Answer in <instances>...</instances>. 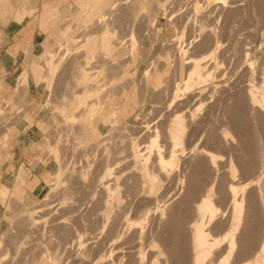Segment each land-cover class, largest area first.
<instances>
[{
    "label": "bare ground",
    "instance_id": "obj_1",
    "mask_svg": "<svg viewBox=\"0 0 264 264\" xmlns=\"http://www.w3.org/2000/svg\"><path fill=\"white\" fill-rule=\"evenodd\" d=\"M200 1H203L204 4H201L202 2L198 1L195 6V11H200L202 13V9L203 7H205L204 6L205 3L206 6L212 4L213 5L220 4V3H221L220 5L222 4L226 5L228 0L227 1L200 0ZM241 1H245V0L232 1V6L235 7V9L231 7L229 14L230 15L229 18L231 19L232 23H234V25L235 23L236 24L239 23V19H240L239 16L240 13L243 11L250 12L251 14H253L255 18L256 16L260 15V20H259L260 22L257 21V25L259 23L258 25L259 27H255L253 29L250 27L252 30L249 27L247 28L251 30V31L249 30L251 32L249 35L250 36L253 35V37L255 38H253V40L251 41L250 40L248 41L249 47H244V50H242L243 52L240 49L239 52H242L241 57H235L237 51L235 52L234 57L236 58V60L233 61L235 62L233 64L234 67H236V70L238 69V71L240 70V72L242 70V73L241 75H239L240 78L236 82H234V84L232 83L233 85H230L232 86L231 89L227 90L226 93L224 92L226 98L225 100L227 101V105L225 104L224 105L227 108L228 110L227 112L229 114V116L227 115L229 117L228 118L229 120L227 119L228 121L226 122L227 123L230 122L228 124L229 125L231 124L232 126L231 129L233 133V138L236 139L237 141L236 142L234 140L235 142L232 143V145H229L228 147L226 146L227 145L226 144L225 145L226 147H224L226 148V152L222 151L224 149L221 150L222 148L221 146L225 144L226 136L228 133L227 128H229L230 126L225 128L227 126V123L225 122L224 128H221L223 124H221L220 127L217 128L214 127L217 125L213 124L214 125L213 126L212 124H210L212 122L211 121L209 122L206 119V117L197 118L194 116L195 112L192 113L188 112L189 105L191 106L193 105L192 104L193 98L199 100V105L196 106V110L198 109L200 110V107H202L203 104H205V101L208 98L207 96L209 94L207 93H210V91H212L210 90L209 92H207L210 89V87L213 88L212 94H214V92H216L215 90H217V88H219L221 85V79L219 74L217 75V70L222 71L224 73L225 69L224 71L220 70V67H222L223 65L222 60H224V58L226 57H223V59L219 60L220 56L224 55L223 53L221 55L219 54V49H221L220 47L222 43L220 37L223 36V34H221V36L219 37L218 34L219 28L217 30L216 28H213V26L211 27L212 24L209 23L207 24L206 22H203L202 19L204 18L202 19L200 18L201 20L199 21L197 19L198 22L201 21V23H199L200 32L199 30L198 31L196 30L195 32H199L200 35H203V32L206 33V35L205 34L203 35L204 39L205 37L206 39H209L210 35L212 34L214 35L212 36L214 37V43L211 46H209L210 44L208 45V40L203 41V39L202 40L200 39L201 41L204 42V46L206 47V49L210 47L207 49L206 52H204L205 50H203V53L201 52L202 50L201 48L203 47L202 46L203 43H202L201 45L202 47L200 45L198 47V48L201 47L199 55H196V53L198 52L197 49H195L197 50L195 54L192 53V50H194L192 48L194 47L190 48L191 46L190 44H192L194 41L196 42L197 39L196 40L190 39L191 41L188 40L189 43L186 44L185 43L186 41L184 42L183 40L185 34V27H183V29L179 30L178 32L179 35L176 33L178 35L177 37H179L178 49H176L178 50V52L175 51V54L176 53L179 54V58L176 57L178 60L174 58L173 56L174 54L171 55L172 53L171 54L168 53L170 52V50L167 52H163L165 54H162V51H160L161 53L160 54L158 53L157 59L149 61L142 68L141 71L140 68L142 67V62L144 58L142 51L139 57L137 55V44L139 41H141L139 40L140 38L137 39V36H135V34L137 33L132 35L133 44L132 45L130 44L131 47H130L129 59L126 61H121V63H119L120 62L119 61L118 62L119 65L116 62L117 64L116 63L115 64L118 66H116L115 64L113 66L112 65L110 66V64H108L109 60L107 59L110 58V61L113 60L117 61V56L123 55V52L120 50V46L118 45L119 43H117L116 41H114L113 43L110 42L109 41L110 39L107 37V35L106 37L103 36L101 43H100V35L96 39H95V35H93L86 40L85 43L90 41V39H92L93 37L95 39L89 42L91 44H89L87 46L88 48H85L84 50L88 51V49H91L90 51L97 50V52H99V50L103 48L101 52L107 60V61L102 60L100 62L101 65L99 64L100 66L99 68H101L104 75V82L101 89L103 90L107 89L106 87L107 82H112V81L113 83H117L116 86H118V83H122L124 85L123 87L121 86V88L117 87L119 89V92L121 89V98L118 100L116 108L112 109L109 113L100 114L101 111L103 110V108L102 110H100L101 107H103L102 106L103 102L101 101L102 99L99 100L96 99L95 102H89L86 105L85 110H83L86 112L84 115H82L83 120H81L82 123L80 122V124H82V130L83 133H85L84 136H87L89 138L90 137L95 138V140L99 141L98 142L93 140V142H91V140L89 139V141L92 144L96 142L99 145H101L100 142H102V140L104 141L102 143L103 145H101L102 147L104 146L103 148H100L101 146L100 147L98 146L101 149V151L104 149L103 151L104 153L103 152L98 153V154L103 153L104 158L102 157L100 158L97 156L98 159L100 158L99 159L100 161L101 159H103L101 161L102 164L101 163L99 164L100 161L97 158H96L97 161L93 160L95 156H93L94 158H92L91 156L92 162L93 161L98 162L99 165H102L99 167L98 170L94 168L96 171H98L97 172L98 174H96V172L95 173L93 172L94 176L93 174H91V179H90L89 176L90 173L88 171H84V170L81 172L80 170L78 171L80 172L78 174L79 179L80 178L81 180L82 179L84 180L85 178L87 179V182L83 181V184H86L88 190L87 191L85 190L86 188L83 184L82 185L84 188L82 189H84L86 192L88 191L90 192V193L88 192L90 197H88L89 196L88 193L86 195V197H88V200L86 198L85 199L82 198L85 203L89 204L88 205L89 211L87 212L88 214L86 213V216L87 215L88 216L86 217L87 219L84 221H88L90 216L91 218L92 217L95 218L96 215L92 216L91 211L97 209V211L98 210L100 211L99 212L100 216H96V217H100L98 220L101 221V223L97 221V218L96 220L95 219L92 220L90 218V220H92V222H90L92 226L94 225L93 224L94 220H95L94 223L96 222L100 223V224L97 223L99 225V228L97 227L95 228L97 224L94 226V228L93 227L88 228V230L91 229L92 232L99 229L97 234L92 233L93 236L88 235L89 233L91 234L90 230L89 233L87 230L86 233L81 232L77 230L78 228L73 230L72 228L73 225L71 224L70 228H72L73 232L76 230L75 233H77V235H75L76 237L74 236L75 238L71 237L72 239L70 240H68L70 237L68 236V233L66 238L63 237V234H66L63 232H65V230L69 228V225L67 229L62 228L63 230L61 229L59 233L62 235L64 241L65 240L68 241V242L65 241V243L63 241L61 242V237H59L60 235L58 233L52 231L58 235L59 238L58 241H60L61 243V244L56 243V245L60 244L59 247L61 248V245L63 246L64 244H66L65 247L63 246L64 249L63 252L66 249L70 251V248L75 245L78 246V249L76 248L75 252H73L74 251L73 250L72 252L70 251L71 254L68 253L70 256L73 257V258L70 257V259L72 260L71 264H236L237 261H239L237 264H264V238L261 237L262 239L260 240V243L258 242L260 235H262L261 233L264 232V0H246L244 5L242 7H239L240 4H243V2ZM138 3L142 4L141 1ZM117 4L118 2L117 0H115V2L111 5L110 8L111 9L115 8ZM139 8L147 9V6L143 3V7H139ZM256 13L259 15H256ZM244 14L241 15H243V17H246L244 16ZM136 15L138 16L139 14ZM204 15L205 14H203V16ZM197 17L199 18V16ZM107 18H108L107 14L103 13L99 15L98 20L100 21L106 20ZM222 18L223 17L221 16V19ZM246 18H248V15ZM226 19L227 18L224 17V20ZM250 19H246L245 22L243 21L244 24L242 23L241 24L245 27L249 25L256 26V24L254 23L252 24V22L253 21L256 22V20H258L259 17H257L256 20H253L251 22ZM155 22H156L155 18L151 20V23H149V25H151L150 28L152 26H154L155 28L156 26ZM208 26L211 27V29L209 30L212 32V34L209 35L207 33H211V32L210 31L206 32L207 31L206 27L208 28ZM152 28L151 30H154V28L153 29ZM257 28L259 29V31H257ZM258 32H261V34H263V38L261 37L259 38L257 34ZM245 34L246 33H244V35ZM226 35L227 34H225L224 36ZM174 36L175 35H173V37ZM203 36H201L200 38H203ZM238 36L239 35H237V37ZM247 36L245 35V37ZM256 36L258 37V39L256 38ZM150 37L152 39V36ZM234 37H236V35ZM65 39L66 37L60 39L58 38V36L55 38V40L58 43L57 44L58 46H60ZM153 42L155 43V41ZM171 42L173 43V40H171ZM205 42H207V46L205 45ZM85 43L83 42L82 45H84ZM166 43L169 44L170 42L167 41ZM166 43L164 42L163 45H165ZM239 47H241V45H239ZM195 48H197V45L195 46ZM71 49L72 48L66 47L64 52L61 54V57H65L70 52ZM167 49L169 48L167 47ZM167 49H165V51ZM87 51L86 54L84 53L85 51L83 52L86 55V60L81 65L77 66L79 73L77 72V74L74 75L76 77V81H75V86L72 87L73 89H75L76 87L83 86L82 91L84 92L90 90L91 87L95 86L94 83H92V81H95V78L91 76L92 74L88 68L91 67V64L93 63V61H95V58H97V54L93 52L90 55L89 54L87 55ZM56 54L57 51H54L53 49L46 51V54L44 56L45 58L44 60L46 62L43 61L42 64L43 65L42 67L44 68L45 66H47L45 70L48 68L50 69L51 65H54L56 63V62L55 63L52 62V59L55 58ZM230 55L231 54H229V56ZM161 59H164L166 62L162 66H160L159 63ZM137 60L138 61L141 60V62H139L140 67L136 66L138 65V63L136 62ZM163 66L166 67L163 68ZM171 66H174L175 68V70L174 68L172 69V71L174 70V73L171 71ZM107 70L110 72H108ZM137 70H138V74H137ZM46 72L44 71L45 74L42 75L43 80L47 79L46 76L48 75V72L47 73ZM169 72H171V74L173 73L174 75L172 74L173 75L172 76ZM222 72H218V73H220L221 75ZM109 73L111 74L110 77H108ZM218 76L219 79H217ZM236 79H234V81ZM170 80H172L171 86H169ZM116 86L114 87L113 84L114 88H116ZM111 88H109L108 90H111ZM224 90H225V86H224ZM111 91H112V96L115 92L118 93L116 89L114 92L113 88ZM181 91H183V93L180 94L179 92ZM165 92L167 94L169 92L170 94H168L169 96L166 95L168 96V98L165 97V99L167 100L164 102V104L165 103L166 104L163 105L162 104L163 102L162 101L160 102L161 100L160 98L163 97L162 95L165 94ZM182 94H185L184 98L179 97ZM110 96L111 93L108 97L111 99L112 96L111 97ZM116 96L117 94L115 93V97ZM212 101H214V99ZM190 102L191 104H189ZM159 103H161L164 106V109L167 108L165 110L166 113L162 111L163 109H160L159 111L158 109L160 107ZM173 104L175 107L177 106L176 109L175 107L174 108L170 107ZM55 105L56 107L60 106L64 109L65 107L72 105V98L65 97L64 100L62 101L60 100V102ZM105 106L107 105H104V107ZM170 108L171 110H168ZM186 108L187 110H185ZM224 110L223 112H225ZM161 111L165 113V114L162 113L164 117H162L163 115L161 114H160L161 116L158 115L159 113H161ZM97 114H100V119L104 121L106 124L110 123L108 128L109 133L103 135V132H101L99 127L95 124L97 119ZM146 114H149L148 115L149 117L147 116L148 118H145ZM79 118H80L79 115H75V114H71L66 117L67 121L72 125L77 123ZM214 118H212V120ZM222 120H224V118ZM215 122L217 123V121ZM80 127L78 129H80ZM190 128L192 133L191 135H193L192 137H196L197 134L199 135L198 137H196V139L195 138L193 139L194 144L192 146L189 145L190 146L189 147L188 144H191V141L189 143L188 140H190L192 137H190L191 135L189 136L187 132L190 131ZM231 129L229 130V132L231 131ZM115 130H117L118 133H114ZM1 131H3V129ZM6 131H8L7 128ZM79 132L80 131L76 133L78 136L80 135ZM80 133L82 134V132ZM5 135H7V132H5ZM77 135L75 136V138L77 137ZM186 135H188L190 138H186ZM84 136H82V140ZM112 138L114 139L118 138L117 140L120 143L119 144L115 142V145L119 144L118 146L121 147V148L118 147L120 148V150L118 149L119 151L118 150L116 151L118 153V154L116 153L118 156L112 155L113 152H115V150L112 151L111 146H109L113 144L112 142H114ZM78 139H80V137H78ZM86 139L88 140V138H85V140ZM109 139H111V142L108 141ZM230 140L231 139H229V142ZM4 141L5 140H3V142ZM79 141H81V139ZM83 142L84 141H82V143ZM108 143H112V144L108 145ZM4 144L5 142L3 143V146H5ZM90 145L91 144L88 143L87 146ZM92 147L94 146L87 147L86 149L91 148L89 149L91 151ZM188 147L189 150L187 151ZM216 147L218 148L221 147L220 150L224 152L220 154L221 156L217 152H215ZM81 150L79 151L81 152ZM89 152H88L89 154L88 156H90ZM188 153H190V155H188ZM225 153L227 154L226 155L227 158L225 156ZM91 154L93 155L95 153L93 152ZM225 159L228 160L227 161L228 163L225 162L223 163ZM223 164H226L228 166V169L224 170V172L227 171L228 173H226V175L220 176L221 170L219 169L220 168L219 166H222ZM61 165L57 167V169L55 170L53 182L49 184L53 188L58 187L59 184L64 179L63 178L65 172L63 169L64 166L61 167ZM177 165L180 171L178 170L179 171L178 172L176 170V174H175L174 170ZM233 165H237L239 170L241 169L243 171V174H245L244 175L245 177H243L244 179H242L243 181L241 182L242 184L240 185V187L238 186L240 182H238L237 180L241 178L234 181L232 178L233 175H231L233 171L232 170ZM79 167L82 166L80 165ZM85 167L87 168V166ZM94 167H98V165L97 166L95 165ZM66 170L68 169L66 168ZM91 170L92 169H90L89 171ZM235 171L236 169L233 172ZM73 172L75 171L72 170L71 173ZM237 172L239 173L238 170ZM92 176L93 177L96 176V177L92 179ZM72 177L74 178L75 176ZM65 181L66 180H64V183ZM236 181L239 184H236ZM77 182L78 181H76V183ZM71 189L73 190V188ZM66 193H68V191ZM83 195H85V193ZM83 195L80 196L82 197ZM47 196L49 195L47 194L43 199L46 200ZM223 198L228 199L227 201L230 204L227 203L226 207L227 205H230L231 209L229 211L227 210L228 209L227 207L226 210L229 211L228 214L224 212L227 215H224V218L221 217V219H219V217L217 216L220 205L219 206L217 205L218 202L222 203L221 200ZM83 201L81 204L85 205ZM92 201L95 202L96 205H98L99 209L94 206L93 210L91 209L90 211V204ZM225 201L223 203H225ZM74 203H77L76 200ZM77 204L79 205V203ZM77 204L76 206H78ZM36 208L37 207H29L25 212L23 211L24 212L23 216L30 221L29 224L32 226L38 224L35 217ZM77 209H80V207ZM220 210H222V208ZM89 212H91V214ZM11 213L13 212H10V214ZM94 213L98 215V212H96V210L94 211ZM77 217L78 216H76V218ZM26 221H24L25 224ZM75 224H77L76 221ZM65 225L67 226V224ZM65 225L60 227H64ZM88 225L90 224L88 223ZM18 226L17 229L19 228ZM11 227L13 228V226ZM26 227H28V224L26 225ZM92 228L95 230H93ZM216 229H219L217 230V232L220 231L218 234H215L216 232H214ZM72 230H70L71 233ZM7 231L8 230L2 231L0 233V248H2L3 245L5 246V242L8 241L6 240L7 238L5 239V234ZM71 233L70 235L72 236L73 234ZM19 235H17L18 240H19ZM89 236H91L94 240L91 237L88 238ZM20 237H22V235H20ZM91 239L93 241H91ZM89 241L92 243H90ZM59 247H57V250L59 249ZM1 250L2 249H0V263L5 259L4 251L1 252ZM20 250L22 251V248ZM24 252L26 253V251ZM53 253L54 252H52V254H50L51 256L50 257L48 256V258L51 259L53 264H61L59 260H61L60 253H62V250L59 251V253L56 252L54 256H52ZM8 262L6 263L9 264Z\"/></svg>",
    "mask_w": 264,
    "mask_h": 264
},
{
    "label": "rangeland",
    "instance_id": "obj_2",
    "mask_svg": "<svg viewBox=\"0 0 264 264\" xmlns=\"http://www.w3.org/2000/svg\"><path fill=\"white\" fill-rule=\"evenodd\" d=\"M79 1L80 0H67V4H69V5H71V7L69 8V10H68V14H67V16H62L61 18H59V20H58V22L55 20V22H54V25H53V29H54V32H55V34H54V36H52L53 34H50V37H49V41L50 40H52V41H54L55 40V38L58 36V38H60V39H62V38H64V37H66V39L63 41V43L60 45V46H58L57 44V41L55 42H53V44L51 45V49H53L54 51H57V54L55 55V58L54 59H52V62L53 63H55L54 65H51V67H50V69L48 68V69H46L45 70V68H47V66H45V68L44 67H42L43 65V61L44 62H46L44 59V57L43 58H41L39 55H38V74H39V76H40V79L41 80H43V74H45L44 73V71L46 72H48V75L46 76L47 77V79L46 80H44V82H42L41 83V88H42V90H43V93H44V97L42 98V100H41V103H40V108H41V110L43 111V119H44V121H46V123H47V125H46V129H47V133H46V135H45V138H44V140L41 142V144H40V146H39V151H38V154L36 155V158H35V160L32 162V164H31V166L34 168V167H36V166H40V168L41 169H43V168H46V169H48V170H50V172H48L46 175H45V180H46V182H47V186H46V188H45V190H44V192H43V194L41 195V197L39 198V199H37L36 201H34V202H31V203H29V204H27L26 203V200L23 198V197H19V198H14V199H9L7 196V194H4V196H1L0 195V202L2 203H0V207H2L1 209H0V216H2V220H3V223H2V226H0V233L2 232V231H6V230H8L7 232H6V234H5V239L6 240H8V241H6L5 242V246L3 245V247L2 248H0V249H2L1 250V252H3L4 251V255H5V259L1 262L2 264L4 263V264H7L6 262H8L9 264H11V263H13V264H53L52 263V261H51V259L50 258H48V256L50 257L51 255L50 254H52V252H54L53 253V255L52 256H54V254H56V252H58L59 253V251H61L62 250V253H60L61 254V260H59L60 261V263L61 264H71V262H72V260L70 259V257H72V256H70L69 254H71V252L73 251V252H75L76 251V248L78 249V246L77 245H75V246H73V247H71L70 248V251L68 250V249H66L64 252H63V246L65 247V245L66 244H64L65 243V241L66 242H68L67 240H65L64 241V239L62 238V235L59 233V231L62 229V228H64V229H67V227H68V225H69V228L67 229V230H65V232H63V233H66V234H63V237L64 238H66L67 237V233H68V236H70L69 237V239L68 240H70V239H72L71 237H74L75 235H77V233H75V231L73 232V230L74 229H77V230H79V231H81V232H84V233H86L87 231H88V233H89V230H90V232H91V234L89 233H87L88 235H92V233L93 234H97L98 233V231H99V229L98 230H95V229H93L94 228V226L98 223V222H96V223H94L95 222V220H96V218H97V221H99L98 219L100 218V217H96V216H100L99 214V210L97 211V209H94V211L96 210V212H98V215L97 214H95L94 213V211H91V209L93 210V208H94V206L95 207H97L98 208V205H96L95 204V202H93V201H95V200H93L92 202H91V204H90V211L92 212V214H91V212H89L92 216H95V218H91V216H90V218L93 220V219H95L94 221H93V226H92V224L90 223V222H92V220H90V218L88 219V221H84V220H86L87 218V216H86V213L89 211L88 209H89V204H87V203H85L84 201H83V199H87L88 200V197H90V195H89V193L88 192H86L88 189H87V187H86V184H83V181H85V182H87V179L85 178L84 180L82 179L81 180V178L79 179V173L81 172V171H88L90 174H89V176H90V179H91V174H93V172L95 173L96 172V174H98L97 172L98 171H96L95 169H99V167L100 166H102V165H99L100 163L102 164V160L103 159H101V161L99 160L101 157L102 158H104V149L101 151V149L100 148H103L101 145H103L102 143L104 142L103 140H102V142H100V144L101 145H99L98 143H96V142H94L93 144L91 143V142H93V140L94 141H98V140H95V138H89V137H87V136H84L85 135V133H83V130H82V124H80V122L82 123V121L81 120H83L82 118H83V116L82 115H84L85 114V112L86 111H83V110H85V108H86V105L89 103V102H95L96 101V99L97 100H99V99H102L101 101L103 102V104H102V106L103 107H101V109L100 110H102V108H103V110L101 111V113L100 114H102V113H109L112 109H114V108H116V106H117V102H118V100L121 98V89H120V92H119V87L121 88V86L123 87V85L124 84H122V83H118V86H116L117 85V83H113V81L112 82H107V84H106V87H107V89H101L102 88V85H103V82H104V75H103V71L101 70V68H99L100 66H99V64L101 65V61L102 60H105V61H107V60H109L108 61V64H110V66L112 65H114L116 62L118 63L119 61V63H121V61H126V60H128L129 59V54H130V47H131V45L133 44V41H132V35H134L135 33H137V34H135V36H137V39H139V40H141V41H139L138 42V44H137V55H138V57H139V55H140V53H141V51L143 52V62H142V67L140 68V71L142 70V68L149 62V61H151V60H154V59H157V56H158V53L160 54L161 52L160 51H162V54H165V53H163V52H167V51H169L170 50V52H168V53H172L171 55H173L174 56V58L176 59V60H178L177 58H179V54L178 53H176L175 54V51L176 52H178V50H176V49H178V44H179V37H177L178 35H179V30H181V29H183V27H185V34H184V37H183V40H184V42L186 43V44H188L189 43V41H191L192 39L193 40H196L197 39V43L195 42H193L192 44H190L191 46H190V48H192V47H194V48H192V49H194V50H192V53L193 54H195L196 53V51L198 50V54L196 53V55H199V53H200V48L203 46V47H205L204 46V40H208V45L209 46H211V45H213V43H214V37H212V36H214L213 34H212V32L209 30V29H211V27L213 26V28H216L217 30H218V28H219V30H218V34H219V37L221 36V34H223V36L225 35V34H227L226 36H221L220 38V40H221V49H223V50H228V51H226V53H225V51H223V50H221V49H219V54L221 55L222 53L224 54V55H221L222 56V58H221V56H220V58H219V60H221V59H223V57H226V58H224V60H222V63H223V65H222V67H220V70H223L224 71V69H225V71H224V73L225 72H227V73H223L222 71H219V70H217V75L219 74V76H220V79H221V85H220V87L219 88H217V90H215L216 92H214V94H212V91H213V88H211L210 87V89L207 91V92H209L210 90H212V91H210V93H207V94H209L207 97V100L205 101V104H203V106L202 107H200V110L198 109V110H196V106H198L199 105V100H197L196 98H193L192 99V106L191 105H189V107H188V112L190 113H192V112H195L194 114V116L195 117H206V119L210 122H212V123H210V124H214V125H217V126H214V127H220V125L221 124H223V126H221V128H224V126H225V122L226 121H228L229 119V114H228V110H227V108L225 107V105H227V101L225 100L226 98H225V93L227 92V90H230L231 89V87L232 86H230V85H233L234 84V82H236L240 77H239V75H241V73H242V70H241V72H240V70L238 71V69L236 70V67H234V64L233 63H235V62H233V61H235L236 60V58L235 57H241V55H242V50H244V47H249V44H248V41L250 40H253V38H255V37H253V35L252 36H250L249 34L251 33L250 31L253 29V28H255V27H259L258 25H259V23H258V25H257V21L258 22H260L259 20H260V15L259 14H257L256 13V15H259V16H256V18L257 17H259V19L258 20H256V18L253 16V14H251L250 12H247V11H243V12H241L240 13V16H239V23H235V25H234V23H232V21H231V19L229 18L230 17V9H231V7L233 8V9H235V7H233L232 6V1L233 0H226L227 1V3H226V5H220V4H214V5H217V6H214L213 4V6L212 5H208V6H206V3H205V7H203V9H202V13L200 12V11H195V6H196V4H197V2L199 1V2H202L201 4H204V2L203 1H200V0H137L138 2H140L141 1V3L142 4H140V3H138L137 1H135V0H117V2H118V4L116 5V7L115 8H113V9H111L110 7H111V5L113 4V1H111L109 4H108V6L106 7V9L104 10V11H102V13H100V14H103V13H106L107 14V19L106 20H98V15H94V16H92V17H89L88 18V15H87V13H85V14H82V16H78L80 13H83V11L81 10V8H80V4H79ZM173 1V2H172ZM185 1H186V3H185ZM193 1H194V3H193ZM115 2V1H114ZM190 4H189V3ZM241 2H243V4H240L239 5V7H242L243 5H244V3L246 2V0L245 1H241ZM143 3L147 6V9H142V8H139V7H143ZM184 3V4H183ZM229 3V4H228ZM138 4H139V7H138ZM183 4V5H182ZM187 4V5H186ZM1 5H2V2H0V8H1ZM170 5V6H169ZM137 6V7H136ZM167 6V7H166ZM172 6H173V8H172ZM213 8H212V7ZM223 6V7H222ZM238 6V5H237ZM157 7V8H156ZM137 8V9H136ZM139 8V9H138ZM156 8V9H155ZM169 10H168V9ZM192 8V9H191ZM212 8V9H211ZM228 8V9H227ZM141 9V10H140ZM167 9V10H166ZM1 10V9H0ZM135 10V11H134ZM171 10V11H170ZM191 10V11H190ZM205 10V11H204ZM212 10V11H211ZM216 10V11H215ZM137 11H139V12H137ZM147 11H148V13H147ZM209 11H211V12H209ZM228 11V12H227ZM143 12H146V13H143ZM170 12V13H169ZM214 12H216V13H214ZM0 13H1V11H0ZM109 13V14H108ZM186 15H185V14ZM207 13V14H206ZM214 13V14H213ZM245 13V14H244ZM248 13V14H247ZM250 13V14H249ZM136 14H139L138 16L136 15ZM161 14V15H160ZM202 14V15H201ZM203 14H205L204 16H203ZM220 14V15H219ZM226 14V15H225ZM241 14H244V16H246L247 17V15H248V18H246V17H243V15H241ZM247 14V15H246ZM143 15V16H142ZM145 15V16H144ZM185 15V16H184ZM194 15V16H193ZM201 15V16H200ZM208 15V16H207ZM227 15H229V16H227ZM147 16V17H146ZM182 16V17H181ZM187 16V17H186ZM193 16V17H192ZM197 16H199V18L197 17ZM221 16L223 17L222 19H221ZM227 16V17H226ZM249 16H250V18H252V19H250L249 18ZM82 17V18H81ZM134 17V18H133ZM137 17V18H136ZM149 17V18H148ZM180 17H181V19H180ZM224 17L225 18H227L226 20H224ZM123 18V19H122ZM147 18V19H146ZM155 18V20H156V26H155V28H154V26H152L153 28H154V30H151V28H150V26L151 25H149V23H151V20L152 19H154ZM193 18V19H192ZM202 18H204V19H202V21L203 22H206L207 24L209 23V24H212L211 25V27L210 26H208V28L206 27V29H207V31L206 32H208V31H210L211 33H207L208 35L209 34H212V35H210L209 36V39H206V37H205V39H204V34L206 35V33H204L203 32V35H200L199 34V32H200V25H199V23H201V21L200 22H198L199 20H201ZM214 18V19H213ZM220 18V19H219ZM140 19V20H139ZM144 19H146V20H144ZM150 19V20H149ZM197 19H198V21H197ZM206 19V20H205ZM242 19V20H241ZM246 19H250V22L251 21H253V20H256V22L255 21H253L252 22V24L254 23V24H256V26L255 25H249V26H247V27H245V26H243L242 24H244V22L246 21ZM109 20V21H108ZM137 20V21H136ZM150 22H149V21ZM205 20V21H204ZM228 20V21H227ZM69 21V24H71V25H73V28H72V30H70V32L69 33H64V34H62V36H60V34H61V32H60V29L62 28V25L65 23V22H68ZM135 23H134V22ZM173 21V22H172ZM218 21V22H217ZM231 21V22H230ZM244 21V22H243ZM99 22V23H98ZM138 22V23H137ZM190 22V23H189ZM197 22V23H196ZM109 23V24H108ZM180 23H182V24H180ZM219 23H220V25H219ZM224 23V24H223ZM227 23V24H226ZM242 23V24H241ZM172 24H174V25H172ZM178 24V25H177ZM217 24V25H216ZM136 25V26H135ZM147 25H148V27H147ZM194 25V26H193ZM198 27H197V26ZM237 25V26H236ZM240 25V26H239ZM180 26V27H179ZM219 26V27H218ZM222 26V27H221ZM224 26V27H223ZM139 27V28H138ZM192 27V28H191ZM210 27V28H209ZM240 27V28H239ZM243 29H242V28ZM250 28V29H247V28ZM148 28H150V29H148ZM152 28V29H153ZM179 28V29H178ZM197 28V29H196ZM224 29V31H223V29ZM187 29V30H186ZM230 29H232V30H230ZM237 29H239V30H237ZM247 29V30H246ZM144 30V31H143ZM198 31L199 30V32H195V31ZM227 30V31H226ZM236 30V31H235ZM241 30V31H240ZM250 30V31H249ZM188 31V32H187ZM192 31H194V32H192ZM220 31H221V33H220ZM247 31H249V32H247ZM257 31H259V29L257 28ZM261 31V30H260ZM153 32H155V33H153ZM228 32V33H227ZM229 32H230V34H229ZM233 32V33H232ZM239 32V33H238ZM150 35H149V34ZM178 35H177V34ZM236 33H238V34H236ZM244 33H246L245 35L247 36V35H249V36H247V37H245V35H244ZM69 34V35H68ZM143 34V35H142ZM153 34V35H152ZM188 34H189V36H188ZM233 34V35H232ZM258 34V36H259V38L261 37V38H263V34H261V32H258L257 33ZM93 35H95V39L100 35V43L102 42V38H103V36L104 37H106V35H107V37L110 39L109 41L110 42H114V41H116L117 43H119L118 45L120 46V50L123 52V55H118L117 56V61H115V60H113V61H110V58L109 59H107L106 60V58H105V56L102 54V49L103 48H101V50H99V52H101V53H99V52H97V50H93V51H90L91 49H88V51L87 50H84L85 48H88L87 46L89 45V44H91V43H89V42H91V41H93V40H95L94 39V37L92 38V39H90V41H88L87 43H85L86 42V40L90 37V36H93ZM173 35H175L174 37H173ZM198 37H197V36ZM208 35H207V37H208ZM236 35V37H234ZM237 35H239L238 37H237ZM150 36H152V39H151V37ZM193 36V37H192ZM197 37V38H195V37ZM201 36H203V38H200ZM231 36V37H230ZM141 37H142V39H141ZM235 39H234V38ZM115 38V39H114ZM120 38H121V40H120ZM155 38V39H154ZM177 38V39H176ZM195 38V39H194ZM211 38V39H210ZM230 38V39H229ZM232 38V39H231ZM256 38L258 39V37L256 36ZM191 39V40H190ZM203 39V41H201V40ZM118 40V41H117ZM168 42H170L169 44H167L166 42L167 41ZM171 40H173V43L171 42ZM189 40V41H188ZM201 42H200V41ZM213 41V42H211V41ZM240 40V41H239ZM246 40V41H245ZM130 41V42H129ZM153 41H155V43L153 42ZM201 43H199V42ZM231 41V42H230ZM85 43L84 45H82V43ZM141 42V43H140ZM153 42V43H152ZM166 43L165 45H163V43ZM176 42V43H175ZM178 42V43H177ZM212 44H211V43ZM202 43H203V45H202ZM241 43V44H240ZM243 43H244V45H243ZM246 43V44H245ZM131 44V45H130ZM177 44V45H176ZM197 45V48H195V46ZM229 44H231V45H229ZM241 45V47H239V45ZM82 45V46H81ZM173 45H174V47H173ZM176 45V46H175ZM199 45L201 46L200 48H198L199 47ZM205 45L207 46V42H205ZM140 46H142V47H140ZM169 48V49H167V47ZM171 46H172V48H171ZM224 46V47H223ZM226 46V47H225ZM230 46V47H229ZM236 46V47H235ZM66 47H69V48H72L71 50H70V52L65 56V57H61V54L64 52V50H65V48ZM165 47V48H164ZM176 47V48H175ZM201 48L202 50H201V52L203 53V50H205L204 52H206L207 51V49L208 48H210V47H208L207 49H206V47L205 48ZM228 47V48H227ZM235 47V48H234ZM74 48V49H73ZM150 48V49H149ZM162 48H164V49H162ZM226 48V49H225ZM234 48V49H233ZM50 49V50H51ZM165 49H167L166 51H165ZM195 49H197V50H195ZM230 49V50H229ZM234 51H233V50ZM240 49H241V51L242 52H239L240 51ZM41 50H42V48H41ZM40 50V51H41ZM174 50V51H173ZM39 51V52H40ZM85 51V52H84ZM86 51H87V55L89 54H91V53H95V54H97V58H95V61H93V63L91 64V67H89L88 69H89V71L91 72V76L93 77V78H95V81H92V83H94V87H91L90 88V90H87V91H82V89H83V86H80V87H76L75 89H73L72 87H74L75 86V81H76V77L74 76V75H76L77 74V72H78V69H77V66H79V65H81L85 60H86ZM194 51V52H193ZM220 51H223V52H220ZM237 51V52H236ZM85 54H84V53ZM190 52H191V49H190ZM228 52V53H227ZM235 52L238 54V56H237V54H236V56H235ZM191 53V54H192ZM241 53V54H240ZM83 54V55H82ZM226 54V55H225ZM229 54H231L230 56H229ZM240 54V55H239ZM177 55V56H176ZM60 56V57H59ZM235 56V57H234ZM59 57V58H58ZM177 57V58H176ZM229 57V58H228ZM59 60H58V59ZM163 58V57H162ZM84 59V60H83ZM228 59H229V61H228ZM231 59V60H230ZM139 60V59H138ZM136 61L137 63H138V65H136L137 67H140V63L139 62H141V60L140 61ZM223 61H225V62H223ZM229 63H228V62ZM113 62V63H112ZM116 63V64H117ZM119 63H118V65H119ZM136 63V64H137ZM159 63H160V66H162L163 64H165L166 62H165V60L164 59H161L160 61H159ZM107 64V65H108ZM115 64V65H116ZM211 64H213V63H211ZM226 64V65H225ZM118 65H116V66H118ZM228 65V66H227ZM164 67H166V66H163V68ZM174 68V66H171V71H172V69ZM223 68V69H222ZM230 69V70H229ZM174 70H175V68H174ZM174 70L172 71L173 73H174ZM234 70V71H233ZM108 71V70H107ZM106 71V72H107ZM139 71V72H140ZM230 71V72H229ZM232 71V72H231ZM237 73H236V72ZM5 71L4 70H1L0 71V83H3V79H4V73ZM46 72V73H47ZM108 72H110V71H108ZM218 72H222L221 73V75H220V73H218ZM79 73V72H78ZM170 74H171V72H169ZM172 73V74H173ZM236 73V74H235ZM108 74V73H107ZM137 74H138V70H137ZM140 74V73H139ZM169 74V75H170ZM171 74V75H172ZM110 73H109V75H108V77H110ZM174 75V74H173ZM172 75V76H173ZM225 75H226V78H225ZM42 76V77H41ZM219 76H218V78L217 79H219ZM234 78H233V77ZM236 77H237V79H236ZM228 78V79H227ZM231 80H230V79ZM227 79V80H226ZM234 79H236L235 81H234ZM222 80H223V82H222ZM226 82V83H225ZM114 84V87L116 86V88H114L113 87V84ZM171 83H172V80H170V85L169 86H171ZM233 83V84H232ZM28 81H27V73L25 74V75H23V79H22V81H19L18 82V89L17 90H20L21 88H25V87H27L28 85ZM112 84V85H111ZM119 84H122V85H119ZM126 84V83H125ZM222 84H223V86H222ZM55 85V86H54ZM127 85V84H126ZM125 85V86H126ZM224 86H225V90H224ZM227 86V87H226ZM229 86V87H228ZM113 88V90H114V92H115V89H116V91H118V93L120 94H118L117 92H115L116 94H117V96L115 97V93L113 94V96H112V88ZM118 87V88H117ZM109 88H111V90H108ZM169 88H171V87H169ZM222 88V89H221ZM227 88V89H226ZM219 90V91H218ZM109 92V93H108ZM169 92H170V90H169ZM168 92V94H170ZM220 92V93H219ZM225 92V93H224ZM107 93H108V95H107ZM110 93H111V99L110 98H108L109 97V95H110ZM180 94L181 93H183V91H181V92H179ZM216 93V94H215ZM223 93V94H222ZM166 92H165V94H163L162 96L163 97H161L160 99V102L162 101L163 103V105H165L164 104V102L167 100V99H165V97L166 98H168V95ZM218 94V95H217ZM221 94V95H220ZM166 95H168V96H166ZM185 94H182V95H180L179 97L181 98V97H185L184 96ZM217 95V96H216ZM223 95V96H222ZM209 96H210V98H209ZM215 96V97H214ZM69 98V97H71L72 98V105H70V106H67V107H65L64 109L62 108V107H60V106H57L56 107V105L55 104H57V103H59L60 102V100L62 101V100H64V98ZM113 97H115V98H113ZM214 97V98H213ZM222 97V98H221ZM108 98V99H107ZM164 98V99H163ZM157 99H159V98H157ZM214 99V101H212ZM218 99V100H217ZM222 101H221V100ZM15 100H16V97H11V98H5V97H2V92L0 91V131L3 129V131H1L0 132V163H1V161H2V154H3V152L5 151V149L7 148V140L6 141H4L5 142V146H3V138L4 137H7V135H5V132H9L10 131V122L8 123L7 121H6V115H7V112L8 111H13L14 113L16 112V111H20V110H22V109H20L21 107L19 106L18 107V109H16V107L19 105V104H15ZM106 100H108V101H106ZM113 101V102H112ZM181 101V100H180ZM197 101V102H196ZM216 101V102H215ZM221 101V102H220ZM53 102V103H52ZM196 102V103H195ZM219 104H218V103ZM105 103V104H104ZM212 103V104H211ZM161 103H159V111H160V109H163L162 111H164L165 112V110L167 109H164V106L162 105ZM189 104H191V102L189 103ZM208 104V105H207ZM215 104V105H214ZM221 104V105H220ZM225 104V105H224ZM30 105H32V104H30ZM104 105H107V106H105L104 107ZM177 105V104H176ZM220 105V106H219ZM223 105V106H222ZM22 106V105H21ZM33 106V105H32ZM163 106V107H162ZM191 106V107H190ZM206 106V107H205ZM213 106V107H212ZM219 106V107H218ZM171 108H174L175 106H174V104L173 105H171L170 106ZM205 107V108H204ZM215 107V108H214ZM222 107V108H221ZM171 108L170 109H168V110H171ZM177 108V106L175 107V109ZM190 108V109H189ZM211 108V109H210ZM209 109V110H208ZM225 109V110H224ZM99 110V111H100ZM108 110V111H107ZM174 110V109H173ZM185 110H187V108L185 109ZM223 110L225 111V112H223ZM23 111H25V110H22L20 113H18L17 115L19 116V115H21V113L23 112ZM161 111V113H159L158 115H163L162 113H164V112H162ZM83 112V113H82ZM158 112V111H157ZM156 112V113H157ZM187 112V113H188ZM211 112H214V113H211ZM166 113V112H165ZM164 113V114H165ZM205 113H206V115H205ZM210 113V114H209ZM226 113V114H225ZM71 114H75V115H79V117L81 118H79L80 119V121H79V119H78V122L77 123H75V124H70L68 121H67V119H66V117L67 116H69V115H71ZM100 114H97V119H96V122H95V124L99 127V129H100V131L101 132H103V135L104 134H106V133H109L108 131V128H109V125H110V123H108V124H106L104 121H102L101 119H100ZM200 114V115H199ZM215 114V115H214ZM223 114V115H222ZM81 115V116H80ZM149 114H146V117L145 118H148L149 116H148ZM156 115V114H155ZM160 115V116H161ZM204 115V116H203ZM219 115V116H218ZM221 115V116H220ZM228 115V116H227ZM148 116V117H147ZM162 117H164V115L162 116ZM211 119H210V118ZM216 119H215V118ZM16 118V115L14 114L13 115V120ZM197 118H196V120H197ZM209 118V119H208ZM212 118H214L213 120H212ZM218 118V119H217ZM221 118V119H220ZM224 118V120H222ZM228 119V120H227ZM161 120H163V119H161ZM160 120V121H161ZM218 120H219V122H218ZM221 120V121H220ZM215 121H217V123L215 122ZM224 121V122H223ZM220 123V124H219ZM227 123V122H226ZM228 123H230V122H228ZM227 123V126L225 127V128H227V127H229V128H227L228 130V133H227V136H229V137H227L226 136V141H225V144L223 145V146H221V147H216V149H217V151H216V149H215V152H217L219 155L220 154H222V153H224V152H226V148H224V147H228L229 145H232V143H234L235 141H236V139H234L233 138V133H232V126H231V124L229 125ZM106 124V125H105ZM3 125V126H2ZM219 125V126H218ZM7 126V127H6ZM73 126H75V127H73ZM81 126V127H80ZM8 127H9V129H8ZM73 127V128H72ZM80 127V129H78ZM6 128H7V130L8 131H6ZM5 129V130H4ZM77 129H78V131H80V132H82V134L79 132V134L81 135H77L76 133H78V131H77ZM231 129V131L229 132V130ZM74 131H76V132H74ZM116 131V132H115ZM114 131V133H118L117 132V130H115ZM4 132V133H3ZM85 132V131H84ZM75 134V135H74ZM187 134L190 136L192 133H191V128H190V131H188L187 132ZM229 134V135H228ZM3 135V136H2ZM77 135V137L75 138V136ZM188 135H186V138H190V137H192L193 135H191L190 137L188 136ZM198 135L199 134H197V136L196 137H198ZM82 136H84L85 138H88V140L86 139L85 140V138L83 137V140H82ZM188 136V137H187ZM78 137H80V139H81V141H79L80 139H78ZM196 137H192L190 140H188V142L190 143V141H191V144H188V142H187V144H188V146L189 145H193L194 144V141H193V139L195 138L196 139ZM233 139L232 141L230 140V142H229V139ZM89 139L91 140V142L89 141ZM118 138H112V140L114 141V142H112L113 144H114V146H113V144L112 143H108V145L109 144H112V145H109V146H111V149H112V151L113 150H115V152H113V154L112 155H116V156H118L117 154V150L119 149L120 150V146H118L120 143H119V141L117 140ZM115 140H117V141H115ZM235 140V141H234ZM82 141H84L83 143H82ZM87 141H89V142H87ZM101 141V140H100ZM107 141V140H106ZM109 142H111V139H109L108 140ZM3 142V143H2ZM99 142V141H98ZM115 142L116 143H119V144H117V145H115ZM193 142V143H192ZM237 142V141H236ZM84 143H85V145L87 144L88 145V143H90L91 145L90 146H94V147H96V145H97V149H98V151H97V149L96 148H94V147H92V150L90 151L89 149H91V148H88V149H86L87 147H90V146H87L86 145V148H85V145H84ZM76 144V145H75ZM96 144V145H95ZM227 144V145H226ZM226 145V146H225ZM76 146V147H75ZM81 146V147H80ZM100 148H99V147ZM117 146V147H116ZM187 146V145H186ZM114 147V148H113ZM118 147H120V148H118ZM190 147V146H189ZM189 147H188V149H187V151L189 150ZM72 148V149H71ZM73 148H74V150H73ZM76 148V149H75ZM94 148V149H93ZM115 148H117V149H115ZM220 148H221V150L222 149H224V150H222V151H224V152H222L221 150H220ZM82 149V150H81ZM96 149V150H95ZM100 149V150H99ZM79 150H81V152L79 151ZM90 152H89V151ZM94 150V151H93ZM118 150V151H119ZM83 151V152H82ZM87 151V152H86ZM95 153V154H91V153H93V152ZM95 151H97V152H95ZM85 152V153H84ZM88 152L90 153V156H88L89 154H88ZM100 152H103V153H101V154H98V153H100ZM78 153V154H77ZM82 153V154H81ZM117 153V154H116ZM72 154H73V156H72ZM86 154V155H85ZM98 154V155H97ZM101 155V156H100ZM103 155V156H102ZM188 155H190V153H188ZM227 154L225 153V156H226ZM72 156V157H71ZM91 156H92V158H94L93 156H95V158L93 159L94 161H97V156L98 157H100L98 160L100 161L99 162V164H98V162H92V159H91ZM221 156V155H220ZM88 157V158H87ZM71 158V159H70ZM91 160H90V159ZM97 158V159H96ZM226 158H227V156H226ZM80 159V160H79ZM89 161V162H88ZM228 160L227 159H225L224 161H223V163L225 162V163H228L227 162ZM63 162V163H62ZM67 162V163H66ZM87 162V163H86ZM90 162H91V164L93 165H91L90 164ZM96 163V164H95ZM62 164V165H61ZM66 164V165H65ZM89 166H88V165ZM97 166L98 165V167H94L95 165ZM61 165V167H63V169H64V175H63V180H62V182H63V184H62V182L59 184V186L58 187H56V188H53V187H51V185H49L50 183H52L53 182V177H54V173H55V170L57 169V167H59ZM81 165L82 167H79V166ZM70 166H71V168H70ZM85 166H87V168L85 167ZM224 166V167H223ZM227 168H226V167ZM235 166V167H234ZM76 167H77V169H76ZM78 167H79V169H78ZM220 168V176H222V175H226V173H228L227 171H225L224 172V170H227L228 169V166L226 165V164H223L222 166H219ZM66 168L68 169V170H66ZM84 168V169H83ZM95 168V169H94ZM224 168H226V169H224ZM90 169H92L91 171H89ZM236 169V171L235 172H233L234 170ZM71 170V171H70ZM72 170L73 171H75V172H73V173H75V174H73V173H71L72 172ZM76 170H77V172H76ZM80 170V172H78ZM100 170H101V168H100ZM100 170H99V172H100ZM176 170L178 171H180V169H179V167H178V165L175 167V170H174V172H175V174H176ZM232 174L231 175H233L232 176V178H233V180L235 181V180H237V179H239V178H241V179H239V180H237L238 182H240V184L236 181V184H239L238 186L240 187V185L242 184L241 182L243 181L242 179H244L243 177H245L244 175L245 174H243V171L241 170H239V168L237 167V165H233L232 166ZM237 170L239 171V173L237 172ZM67 171V172H66ZM178 171V172H179ZM177 172V173H178ZM242 174H241V173ZM28 172L26 171V169H24V170H22V172H21V176H20V180H23L24 179V175L25 174H27ZM65 173H67V174H65ZM224 173V174H223ZM234 173H235V175H237V176H235L234 175ZM70 174H71V176H70ZM95 174V175H96ZM72 176H75L74 178L72 177ZM93 176H94V174H93ZM92 176V179L93 178H95V177H93ZM77 177V178H76ZM70 178V179H69ZM87 178H88V176H87ZM72 179V180H71ZM64 180H66L65 181V183H64ZM78 181L77 183H76V181ZM71 181V182H70ZM73 181V182H72ZM84 182V183H85ZM73 183V184H72ZM77 184V185H76ZM85 186V190L84 189H82V188H84L83 187V185ZM61 185V186H60ZM66 185V186H65ZM70 185H71V187H70ZM73 185H75V186H77V187H75V186H73ZM68 186V187H67ZM63 187V188H62ZM71 188H73V190L71 189ZM75 188V189H74ZM78 189V191H77V189ZM81 188V189H80ZM53 190V191H52ZM72 191V192H70V191ZM52 191V192H51ZM68 191V193H66ZM81 191V192H80ZM51 192V193H50ZM75 192V193H74ZM78 192V193H77ZM240 192V191H239ZM85 193V195H83ZM87 193H88V197H86V195H87ZM49 195V196H47V198H46V200H44L43 198L46 196V195ZM76 194V195H75ZM66 195V196H65ZM80 195H83L82 197L80 196ZM75 196H77V197H75ZM81 197V198H80ZM74 198V199H73ZM78 198V199H77ZM83 198V199H82ZM81 199H82V201H83V203H85V205L84 204H81L82 203V201H81ZM75 200H76V202L77 203H79V205L77 204V203H74L75 202ZM223 200V201H222ZM221 200V202L222 203H219L218 202V205L217 206H219V211H218V216L217 217H219V219H221V217L222 218H224V215H227L228 214V212L230 211V209H231V206L230 205H227V207H228V209H227V207H226V204L228 203V204H230L227 200L228 199H226V198H223ZM226 200V201H225ZM225 201V203H223ZM87 202V201H86ZM68 203H70V204H68ZM93 203V204H92ZM76 204L78 205V206H76ZM224 204V205H223ZM71 207H70V206ZM222 205V206H221ZM68 207V208H65V207ZM75 206H76V208H75ZM86 206V207H85ZM87 206H88V208H87ZM93 206V207H92ZM230 206V207H229ZM15 207V208H14ZM29 207H37L36 208V213H35V217H36V220H37V222H38V224H36L35 226H32V225H30L29 223H30V221L29 220H27V218L26 217H24L23 216V213L28 209ZM73 207H74V209H73ZM80 207V209H77V208H79ZM85 207V208H84ZM224 207H226V208H224ZM18 210H17V209ZM222 208V210L223 209H225V210H220ZM67 209V210H66ZM99 209V208H98ZM229 210V211H227V210ZM17 210V211H16ZM64 210H66V211H64ZM73 210V211H72ZM24 211V212H23ZM69 211V212H68ZM74 211H75V213H74ZM78 213H77V212ZM83 211V212H82ZM85 211V212H84ZM221 211V212H220ZM10 212H13V213H11L10 214ZM227 213V214H225V213ZM67 213V214H66ZM84 213V214H83ZM94 213V214H93ZM221 213V214H220ZM63 216H62V215ZM69 214V215H68ZM75 214V215H74ZM76 214H78V215H76ZM88 214V213H87ZM60 215V216H59ZM64 215H66V216H64ZM73 215V216H72ZM84 215V216H83ZM223 215V216H222ZM76 216H78L77 218L79 219H77L76 218ZM80 216H81V218H80ZM57 217H58V219H57ZM67 218H69V219H67ZM73 218V219H72ZM75 218V219H74ZM72 219V220H71ZM27 220V221H26ZM57 220V221H56ZM81 220V221H80ZM17 221V222H16ZM24 221H26V224H25V222ZM64 223H63V222ZM72 221V222H71ZM75 221H76V223L77 224H75ZM16 222V223H15ZM19 222V223H18ZM21 222H23V223H21ZM58 222V223H57ZM66 222H68V223H66ZM81 222V223H80ZM90 224V225H88V223ZM100 223H101V221H99ZM0 223H1V221H0ZM87 223V224H86ZM100 223H98V224H100ZM23 224V225H22ZM28 224V227H26V225ZM60 224V225H59ZM65 224H67V226L65 225ZM71 224L73 225V230H72V228H70L71 227ZM97 224V226H95V228L97 227V228H99V225ZM19 225V226H18ZM22 225V226H21ZM63 225H65L64 227H60V226H63ZM77 225V226H76ZM80 225V226H79ZM83 225H86V226H83ZM11 226H13V228L11 227ZM15 226V227H14ZM17 226L19 227L18 229H17ZM39 226V227H38ZM56 226V227H55ZM76 226V227H75ZM22 227V228H21ZM24 227V228H23ZM46 227V228H45ZM52 227V228H51ZM66 227V228H65ZM84 227H85V229H84ZM90 227H93L92 229L93 230H95L94 232H92V230L91 229H89L88 230V228H90ZM11 228H12V230H11ZM38 228V229H37ZM84 230H83V229ZM21 231H20V230ZM23 229H24V231H23ZM25 229H26V231H25ZM29 229V230H28ZM41 229V230H40ZM11 230V231H10ZM28 230V231H27ZM50 232H49V231ZM63 230V229H62ZM70 230H72V233H71V231ZM87 230V231H86ZM217 230H219V229H216L214 232H216L215 234H218L220 231H218L217 232ZM32 233H31V232ZM48 231V232H47ZM52 231H55L56 233H58L60 236L59 237H61V242L63 241L64 243V245L62 246L61 245V248L59 247L60 246V241H58V235L55 233V232H52ZM58 231V232H57ZM67 231V232H66ZM69 231V232H68ZM10 232V233H9ZM19 232V233H18ZM52 232V233H51ZM12 233V234H11ZM26 233V234H25ZM51 233V234H50ZM61 233H62V231H61ZM70 233L71 234H73L72 236L70 235ZM264 232H262L261 234L263 235H260V237H259V239H258V242L260 243V240L262 239V238H264V234H263ZM22 235V237H20V235H19V240H18V236L17 235ZM54 234V235H53ZM11 235H13V236H11ZM56 235V236H55ZM65 235V236H64ZM88 235H86V236H88ZM15 236V237H14ZM93 236V235H92ZM76 237V236H75ZM74 237V238H75ZM91 236H89L88 238H90ZM262 237V238H261ZM22 238V239H21ZM26 238H28V239H26ZM85 238H87V237H85ZM92 238V237H91ZM14 239V240H13ZM56 239V240H55ZM93 239V238H92ZM91 239V241H93ZM26 240V241H25ZM90 240V239H89ZM11 241H12V243H11ZM52 241V242H51ZM55 241V242H54ZM58 241V242H57ZM52 244H51V243ZM90 242V241H89ZM88 242V243H89ZM56 243L58 244V243H60L59 245H56ZM90 243H92V242H90ZM258 243V244H259ZM11 246H10V245ZM18 244V245H17ZM9 245V246H8ZM12 245H13V247H12ZM54 245V246H53ZM15 246H17V247H15ZM28 246H30V247H28ZM56 246V247H55ZM27 247V248H26ZM54 247V248H53ZM57 247H59V251L57 250ZM5 248V249H4ZM13 248V249H12ZM18 248V249H17ZM22 248V251L20 250ZM25 248V249H24ZM35 248V249H34ZM74 248V249H73ZM34 251H33V250ZM61 249V250H60ZM55 250H56V252H55ZM6 251V252H5ZM22 253H21V252ZM24 251H26V253L24 252ZM51 251V252H50ZM66 251H68V252H66ZM30 253V254H29ZM32 253V254H31ZM67 253V254H66ZM69 253V254H68ZM18 254V255H17ZM66 255V256H65ZM69 256V259H68V256ZM25 256V257H24ZM27 256V257H26ZM63 256V257H62ZM20 257V258H19ZM65 257V258H64ZM22 258V259H21ZM73 258V257H72ZM13 259V260H12ZM50 259V260H49ZM67 259V260H66ZM15 260V261H14ZM63 260H65V261H63ZM12 261V262H11ZM29 261V262H28ZM31 261V262H30ZM36 262V263H35ZM62 262H65V263H62ZM239 261H237V263H238ZM0 263V264H1ZM236 263V264H237Z\"/></svg>",
    "mask_w": 264,
    "mask_h": 264
},
{
    "label": "crops",
    "instance_id": "obj_3",
    "mask_svg": "<svg viewBox=\"0 0 264 264\" xmlns=\"http://www.w3.org/2000/svg\"><path fill=\"white\" fill-rule=\"evenodd\" d=\"M111 1L113 0H80L83 13L78 16L87 13L88 18L94 15L99 17ZM0 2V70L5 71L0 91L2 97H16L15 104H19L16 109L20 106V109L25 110L19 116L17 114L22 110L15 113L8 111L6 115L10 131L3 138L8 143L0 163V195L7 194L9 199L23 197L29 204L43 194L47 186L45 175L50 172L46 168L41 169L39 165L34 168L31 166L47 133V123L40 108L44 97L41 83L44 80L39 79L38 55L43 58L53 42H56L49 41L50 34H55L54 22L67 16L71 5L67 4V0ZM72 28L69 21L65 22L60 29V36L69 33ZM26 73L28 86L17 90L18 82L22 81ZM14 114L16 118L13 120ZM24 169L28 173L20 180ZM2 219L0 216V226Z\"/></svg>",
    "mask_w": 264,
    "mask_h": 264
}]
</instances>
